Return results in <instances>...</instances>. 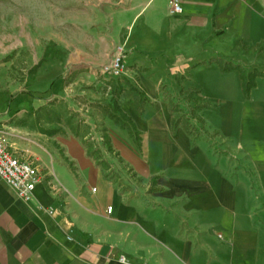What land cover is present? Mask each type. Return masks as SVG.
Wrapping results in <instances>:
<instances>
[{"label":"crops","instance_id":"1","mask_svg":"<svg viewBox=\"0 0 264 264\" xmlns=\"http://www.w3.org/2000/svg\"><path fill=\"white\" fill-rule=\"evenodd\" d=\"M169 1L113 15L121 76L66 85L58 55L21 86L0 39V135L40 176L29 200L0 178V264H264V1Z\"/></svg>","mask_w":264,"mask_h":264},{"label":"rangeland","instance_id":"2","mask_svg":"<svg viewBox=\"0 0 264 264\" xmlns=\"http://www.w3.org/2000/svg\"><path fill=\"white\" fill-rule=\"evenodd\" d=\"M126 6L127 0H0V39L7 37L12 80L26 86L38 58L48 61L58 55L70 59L74 76L66 85L101 68L108 63L115 38L113 15ZM124 37L125 32L120 33L114 46ZM79 84L85 85L81 80ZM77 92L78 88L76 100ZM84 103L92 114H102L99 107ZM54 110L55 115H68L67 107L59 103Z\"/></svg>","mask_w":264,"mask_h":264},{"label":"built area","instance_id":"3","mask_svg":"<svg viewBox=\"0 0 264 264\" xmlns=\"http://www.w3.org/2000/svg\"><path fill=\"white\" fill-rule=\"evenodd\" d=\"M169 9L172 14L183 12V6L179 0H170ZM124 53L123 45L116 46L112 59L102 67V73L111 76H121L125 70ZM39 177L38 168L30 161L21 160L13 154L8 148L7 140L0 135V178L18 196L29 200ZM108 212H112V207L108 208ZM122 259L124 260V258Z\"/></svg>","mask_w":264,"mask_h":264},{"label":"trees","instance_id":"4","mask_svg":"<svg viewBox=\"0 0 264 264\" xmlns=\"http://www.w3.org/2000/svg\"><path fill=\"white\" fill-rule=\"evenodd\" d=\"M252 85V83H251ZM248 89V87H246ZM43 97V95H39ZM101 109L107 113L112 119L115 120L116 123L120 124L123 128H127L132 137L138 140V137L135 132V125L132 121L127 118L124 114H122L120 107L117 104L114 105H100ZM70 123H72V129H75V125L73 124V117L70 119ZM79 126V123L76 124V127Z\"/></svg>","mask_w":264,"mask_h":264}]
</instances>
